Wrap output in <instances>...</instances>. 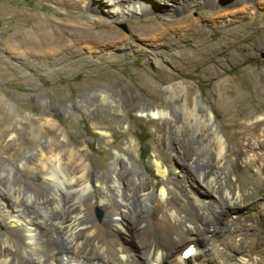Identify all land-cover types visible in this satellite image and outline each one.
Listing matches in <instances>:
<instances>
[{
  "label": "bare ground",
  "instance_id": "1",
  "mask_svg": "<svg viewBox=\"0 0 264 264\" xmlns=\"http://www.w3.org/2000/svg\"><path fill=\"white\" fill-rule=\"evenodd\" d=\"M95 1L86 0V7L103 10L119 24L150 11L167 18L182 11L192 14L220 1L227 9L210 13L216 16L215 26L246 20L253 26L258 10L264 14V0ZM10 6L11 0L0 1V20L5 24L0 47L16 51L23 45L18 38L30 37L27 29L34 22L35 37L49 38L46 19L30 13L18 16ZM191 14L173 22L170 29L178 34L189 30L194 41L202 42L205 32L199 22L203 18ZM150 21L134 31L148 32L152 46H165L169 27ZM71 27L82 34L109 29L96 32L110 41H78L77 48L90 54L127 49L129 36L102 19ZM58 43L66 41L60 38ZM244 56L236 52L233 58L240 62ZM168 62V58L155 60L159 71L166 72L160 81L164 104L141 110L142 117L153 122L147 164L141 158V143L127 124L122 127L123 147L115 140L110 129L113 119L95 122L99 139L107 146L100 152V163L83 145L72 142L70 133L61 134L56 121L46 123L53 134L48 146L29 151L24 163H15L13 154L7 161L0 159V264H263L255 254L258 243L264 242V105H248L252 95L245 90L259 95L255 79L264 80V71L242 68L227 77L226 71L209 67L199 73L202 80L216 79L218 102L226 106L225 119L218 121L200 83L173 73L171 68L178 66ZM13 67L6 60L0 76ZM143 80L150 83L149 90H158L160 84L154 79L144 75ZM170 103L181 104L193 118H176ZM225 129L234 132L225 134ZM42 130L37 128L35 135ZM71 134L78 140L76 132ZM236 141L240 150L234 147ZM97 206L103 211L100 220ZM131 216L137 217L135 224ZM214 232L217 239L212 237ZM188 242L195 246L198 242V247L192 256L184 257Z\"/></svg>",
  "mask_w": 264,
  "mask_h": 264
},
{
  "label": "rangeland",
  "instance_id": "2",
  "mask_svg": "<svg viewBox=\"0 0 264 264\" xmlns=\"http://www.w3.org/2000/svg\"><path fill=\"white\" fill-rule=\"evenodd\" d=\"M94 2L96 1L93 0ZM10 7L18 16L30 13L42 20L46 19L47 29L51 32L49 38L35 37L38 26L34 22L27 29L31 38L20 36L18 41L23 45L16 51L0 47V56L3 57L0 67L6 60L12 61L14 65L13 69L7 70L6 75L0 76V159L7 161L8 156L13 154L14 162L18 165L31 156L29 151L34 152L39 147L48 146L53 135L47 130L48 121L58 122L61 134L70 133L69 139L83 145L92 159L100 163V152L107 148L100 141L95 126V122L100 119L114 120L110 129L121 147L124 144L122 127L127 124L128 131L139 139L141 158L147 164L152 152L153 122L142 117L141 110H153L165 102L160 81L166 72L159 71L156 59L168 58L170 65L175 63L178 66L172 67L170 71L199 82L203 98L215 111L218 121L225 119L226 106L218 102L216 79L202 80L201 72L205 68L216 67L220 71H226L227 77H233L242 68L264 71V14L260 10L254 16L253 26L246 20L221 27L213 24L216 16L210 13L224 12L227 8L222 1L192 14L182 11L171 18L150 11L144 17L133 18L121 24L109 19L103 10L88 9L86 0H11ZM188 14L201 15L203 18L199 22V28L205 32L202 42L194 41L189 30L178 34L170 29L173 22ZM97 19L109 22L129 36L125 42L127 49L116 50L112 54H90L77 48L78 41L83 38L101 43L111 40L96 32H108L107 27H99L83 34L76 33L71 27H82ZM146 20H151L157 27L167 24L169 30L165 32V46H152L147 42L150 38L148 32L134 31L139 25H150L146 24ZM3 22L0 20V30L5 27ZM138 22L141 23L137 24ZM17 27L18 24H15L12 33L16 32ZM60 38L65 39L66 43H58ZM257 43L259 48L255 45ZM47 44L48 49L45 48ZM177 51L182 52V55L176 54ZM236 52L245 55L240 62L233 58ZM144 75L160 84L158 90L148 89L150 83L144 82ZM255 85L261 89L259 95H255L252 90H245V94L252 95L248 105L256 104L258 107L264 105V80L256 78ZM169 108L176 118H193L187 115L181 104L174 106L170 103ZM39 127L43 130L36 136ZM225 131L228 134L234 132L233 129H225V134ZM71 132L78 134V140H75ZM234 147L240 150L241 143L234 142ZM29 175L31 176H27ZM96 216L99 220L103 218V211L99 206L96 208ZM136 222L137 217L131 216V223ZM0 228H3L1 223ZM121 236L123 240L127 238L124 233ZM217 236V232L212 234L213 238L217 239ZM189 244L198 247V242L196 246L194 242H188ZM262 244L258 243L255 257L262 259L264 264V242Z\"/></svg>",
  "mask_w": 264,
  "mask_h": 264
}]
</instances>
